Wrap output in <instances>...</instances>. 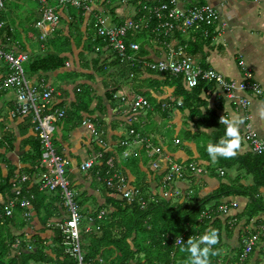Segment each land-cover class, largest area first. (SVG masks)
Instances as JSON below:
<instances>
[{"label":"crops","instance_id":"1","mask_svg":"<svg viewBox=\"0 0 264 264\" xmlns=\"http://www.w3.org/2000/svg\"><path fill=\"white\" fill-rule=\"evenodd\" d=\"M22 2L8 0L1 11L10 24V33L19 34L20 39L16 40L15 36L8 35L5 36L7 42L3 39L0 42L8 52L17 55L24 53L29 56V61L24 63L25 69L36 54L51 51V47L46 44L49 37L53 35L67 37L70 34L72 36L67 40V46L65 43L68 50L63 53L67 57V69L35 75H29L27 69L25 71L31 84L40 92L48 87L54 90L49 113L54 115L58 110L65 111L63 117L56 116L51 122L52 138L57 154L68 161L66 176L70 188L75 192L78 211L82 216L80 226L82 240L84 235L89 234L85 232L88 226L94 228L95 217L101 219L103 216L101 218L99 216L102 213L105 215L113 209L112 205H108L109 200H122L106 186V180L117 173L125 174L130 187L141 189L142 194L154 200L159 196L174 199V196L177 197L175 192H180L182 201L194 199L196 202L213 195L222 185L238 193L254 186L253 177L246 175L240 168L227 169L222 176L220 168L208 161L206 148L212 144L210 135L215 129L199 127V121L206 114L205 107L201 106L194 111L180 109L181 100L176 96V87L168 86L166 77L150 71L144 65L136 75L130 65H124L129 62H120L117 54L109 47H96L99 50L94 48L93 52L91 42L98 37L94 28L97 17L108 16L111 24L121 25L141 14L138 0H91L90 9H78L71 5L59 8L61 19L55 30L48 25L36 27V22L41 17L40 4L31 1L36 4L31 9ZM177 2L183 9H189L197 3L212 6L219 14L218 24L213 29H208L210 33L208 40L201 33L195 32L187 36L176 34L170 40L151 29L131 33L132 41L140 47L143 45L144 53L141 50L139 54L143 56L144 61L164 60L168 54L167 43L178 46L184 41V44H189L190 52L194 50L192 56L195 63L205 68H213L228 80L235 82L242 81L245 69H249L264 89V0H177ZM7 22L4 21L5 24ZM43 36L45 37L42 38ZM140 36L143 40L138 42L137 38ZM117 60L121 64L117 63ZM8 73L7 64L1 63L0 81ZM125 85L129 87L124 88ZM206 87L200 98L206 101L208 108L217 110L219 120L222 116L244 120V124L240 126L243 137L240 153H250V146L244 140L246 126L250 123L253 130L264 139V101L243 92H236L233 98H227L217 85L208 83ZM133 92L148 97L152 102V109L149 111H136L134 107L132 109V97L126 102L113 100L114 93H127L132 96ZM16 99V90L0 89V136L3 137L0 141L3 143L0 159L2 163L4 162L1 163L0 185L9 172L13 171L16 176L13 182L17 187L26 186L29 190L33 188L31 192L24 190V196L28 198L34 194L35 199L29 220L25 219L21 207L15 209L9 221V231L12 237L22 241L23 247L32 246L35 250L32 242L35 239H42L49 245V249H59L55 235L47 229V225L50 221L63 220L66 215L61 191H55L58 192L56 194L41 191L39 188L41 178L39 175L49 172L51 168L39 160L29 181L22 182L18 179L25 165L33 162L31 159H34V162L38 160L35 158L33 148L38 138L30 116L12 115ZM243 99L250 102L247 108H241L237 104ZM245 115L250 116L249 122L245 120ZM130 129L136 130L146 141L129 146L131 158L123 160L124 158L120 156V142L130 138L128 133ZM177 140H180L179 144L176 143ZM148 144L162 147V155H155L152 151L150 153ZM110 151L118 155L119 163L110 175L107 173L106 176H102L100 173L102 158L99 155ZM88 160H94L92 169L81 171L82 164ZM156 161L160 165L158 168L153 166ZM189 162L199 163L205 172L189 173L183 181L171 184L165 182L164 177L172 163ZM135 183L139 185L135 186ZM238 193L232 192L221 199V205L238 203V206L231 208L225 217L228 218L230 226L227 230L223 228L222 231L220 249L222 264L237 259L244 227L250 226L246 219L237 217L245 210L249 201ZM259 193L260 196H264V189H260ZM12 197L14 188L8 193H0V203ZM210 205H214V202ZM91 218H94L93 223L90 221ZM251 227L253 228L252 225ZM248 230L249 228L246 231ZM24 238L27 241L24 242ZM60 249L57 254L60 253ZM258 249L250 256V264L261 263L260 253H264V243ZM58 257L60 261H64L65 252ZM58 259L49 264H60Z\"/></svg>","mask_w":264,"mask_h":264},{"label":"trees","instance_id":"2","mask_svg":"<svg viewBox=\"0 0 264 264\" xmlns=\"http://www.w3.org/2000/svg\"><path fill=\"white\" fill-rule=\"evenodd\" d=\"M154 1L138 0V4H140L139 8L142 10L144 6L151 7L154 5ZM3 10L0 9V22H7L6 16H4L3 12H1ZM142 14L144 15L145 12ZM156 25L157 24L155 21L152 22L150 24V29L154 30L156 28ZM209 29L211 30L213 29V27H210ZM55 32L56 31H54V33ZM176 34L180 33H175V35ZM8 35H12L13 37L15 36L16 40L20 39L19 34L13 35V33H10V24L7 22L5 24V27L0 29V41H2L3 39L5 42H7L5 36L7 37ZM69 37L72 38L71 34L67 37L58 35L49 37L46 44L51 47V51L44 54H36L34 60L27 66V70L25 69L27 73L29 75H35L39 73H52L67 69V57L64 56L63 53L65 54L68 50L66 46L68 45L67 40H70ZM140 37H138L137 39H139ZM209 38L210 35L206 40H208ZM132 40L133 39L130 33L126 40L127 44L133 42ZM184 43V41L183 43H181L182 46L186 47L187 54L193 58L192 55L194 53V50H192L193 52H190V50L188 49L189 44ZM91 44L93 52H95L94 48L96 47L108 48L107 44L104 42V39L101 37H97V39L94 42H91ZM142 46L143 45H141L140 47V51L142 50V53H144V48ZM128 52L130 53V51ZM119 61L117 60V63H120ZM145 63L150 62L144 61L142 56V60L137 61L133 65L130 63H125L124 65H130L134 70V73L137 75L139 74L138 72L140 71L142 65L146 67ZM146 68L149 69L148 67ZM149 70L152 71L151 69ZM155 73L166 77V83H168V86L176 87V96L181 100L179 103L180 109H189L191 111H194L201 106L206 108V114H204L199 121V127L205 129H209V127L214 128L215 131L210 135V141L212 142V144L218 143L221 137H223L225 134V128L219 123L217 110L208 108L206 101L201 100L200 98L203 90L207 88L206 84H208V82H200L197 87L190 88L185 80L184 74H171L168 72ZM243 81L244 79L238 83H241ZM254 82H257L255 80V77ZM210 84L216 85L212 82H210ZM218 87L222 89L227 98H230L221 86ZM243 93L255 97L250 92ZM138 95L143 96L144 94L133 92L132 96H129L127 93H114L113 100L117 99L121 102H126L132 97L133 109V102ZM241 101L242 100L237 102V104L241 108H247L249 106L248 105L245 107ZM148 102L150 104V108L134 107V110H151L152 102L150 101V99L148 100ZM51 109H53V107H51ZM247 116L249 115H245V119ZM33 129L37 132L36 134L38 140L33 144L34 146H32L35 150V158H38V160L34 162V159H31V161H33L34 163L32 162L29 165H25L26 167L23 169L22 173H20L22 175L18 176L19 180H21L23 177H26V181H29L31 179L32 174H34L33 172L35 171L36 164L39 162V160L41 161L42 154L44 153L45 147L39 136V131L36 130V125H34V123ZM52 131L50 133V140L54 147ZM131 131H134V133H131ZM128 133L130 138L122 140L120 142V156L124 158L123 160H129L131 158V153L128 151L129 146L146 141V139L139 135L134 129H130ZM2 140L3 137L0 136V141ZM244 140L246 141L245 134ZM177 141L176 143L179 144L180 140ZM246 143H248L250 146V153L241 154L239 150V153L235 158H221L219 159V162L214 165H216L218 168H220L221 171L224 172L227 169L238 167L242 171H244L246 175H251L254 179V186L249 190L238 193V191L229 189L226 185H222L221 188L213 195L196 202L194 199H191V201L188 199H184L182 201V199H180V192H178L177 197L179 198L176 199V202H173V198L165 199L161 198L160 196L157 200L150 199L148 198V196H146V194L143 193V199L148 202L147 207L144 209L141 207L140 203L137 200L129 204L125 200L114 201L111 199L109 200L108 205H112L113 209L108 213L106 212L101 219H98V216H96L95 223L93 224V230L89 234L84 235V239L81 243L84 264H186V261L188 260V254L181 253L179 251L180 245H175L177 236L181 237L186 243L190 237L193 236L194 238L198 239L201 235L211 229H216L219 232L220 243L216 245V248L220 253L223 228L227 230V228L230 226L227 222L228 218H225L230 213V211L228 214H224L222 211H220V207L222 205L230 206L232 204L230 203L221 205V199L224 196H229L232 192H236L239 195L248 198L249 201L245 210L237 217L239 219H246L247 224H251L253 226L251 233L246 231L250 226L244 227L245 233L243 232V238L240 241L241 245L239 254H241L245 248L243 239L251 237V235L256 234L260 231V236L257 244L254 246L252 252L248 254L247 259L244 262V264H247L250 260V256L255 254V252L257 251L258 245L264 243V234L263 230H261L264 229V196H260L259 193L260 189H264V153L255 154L252 151L250 143L248 141H246ZM2 144L3 143L0 142V149L3 148ZM148 148L150 150V153L152 151L155 155L160 156L163 153L162 147H155L151 144H148ZM157 149H159V152H157ZM126 153L127 155H125ZM117 157L118 155L111 151L105 152L102 155V165L100 168V173L102 176H106L107 173L110 175V173L114 171L117 164L119 163L117 161ZM108 161L114 163L113 167L107 165ZM208 161L212 163L210 157L208 158ZM1 163L2 160L0 159V164ZM155 163H158V161H156ZM2 164L0 165V169L2 167ZM173 164H178L181 167L186 168L185 177L178 181H183L187 177V174L194 173L190 171L189 167L191 164L195 165L197 168L202 167V165L197 162H189L185 164L172 163L171 165ZM171 165L168 167L164 180ZM158 166L160 167L159 163ZM202 170L204 171L198 174H202L205 172V169L202 168ZM102 176H100L99 174L100 180H102ZM40 177L41 176L39 175V178ZM14 179H16L15 172H9L8 176L4 179L3 184L0 185V193H8L13 188L15 189L17 185L15 182H13ZM32 189L33 188H30V190ZM22 190L23 192L24 190H28L29 192H31L26 186L25 188L23 187ZM213 202L214 205H210ZM9 221L10 218L8 217L5 219H0V227H7L8 230ZM57 222H59V220L48 222L47 229H49L53 233V235H55V242L59 246V249H63H60L61 251L59 254H57V252H59V249H49V245H46V243H44L45 241L42 239H35L32 242L35 246V250L30 251L22 249L19 254H14V242L17 241L18 238L12 237L11 232L7 231V234L5 236L0 235V264H49L55 259H58V255L63 254L64 252L66 254L64 261H60V259H58L60 264H78V259L76 256H72L66 253V249L68 247L65 244L64 235H62L60 228L56 226ZM6 259H8V262H6ZM221 261L223 260H221L220 254L211 257V264H222ZM229 262L233 261H227L226 264H229Z\"/></svg>","mask_w":264,"mask_h":264},{"label":"built area","instance_id":"3","mask_svg":"<svg viewBox=\"0 0 264 264\" xmlns=\"http://www.w3.org/2000/svg\"><path fill=\"white\" fill-rule=\"evenodd\" d=\"M7 1L0 0V9L5 8ZM30 1L41 5V17L36 22V27L42 28L48 25L52 30H55L60 23L59 8L71 5L78 9H90L91 4V0ZM153 3L154 5L151 7L144 6L142 10L140 9L141 14L138 17L127 20L121 25L111 24V19L108 16L97 17L94 23L97 36L104 39L108 47L117 54L120 62L134 64L142 60V56L139 54L140 45L135 42L127 44L126 40L130 33H140L145 29H150V24L154 21L157 25L153 31L160 32V35L167 40L173 37L175 33L188 35L191 32L201 33L204 38H208L210 35L208 29L216 26L219 21L218 12L208 4L197 3L193 4L189 9H183L179 7L177 0H155ZM144 12L145 14L143 15L142 13ZM4 27L5 23L0 22V29ZM166 45L168 49L167 58L145 63L146 67L160 73L184 74L190 88L197 87L200 82H212L221 86L230 98H233L236 92L242 91L250 92L256 98L264 101V89L260 84L254 82V75L249 69H245L243 82L228 81L224 75L218 73L216 70L202 68L199 64L195 63L193 58L187 54L185 46H173L170 43ZM28 60L29 56L27 54L21 53L17 55L13 52H8L0 42V64L5 63L9 67V73L0 81V89L16 90L17 99L12 115L30 116L31 121L36 125V130L39 131V136L45 147L41 161L51 168L49 172L41 173L39 188L41 191H61L66 215L63 220H59L56 223V226L60 228L62 235L65 237V244L68 247L66 253L76 256L78 264H84L81 248L82 232L80 229L82 216L78 211L75 201V192L70 188L69 181L65 176L68 161L57 154L50 140V133L53 130L51 122L55 120L56 116L63 117L65 111L58 110L54 115L49 113L54 90L48 87L40 92L38 88L31 84L24 67V63ZM241 64L243 65V62ZM241 102L245 107L249 105L247 100H242ZM133 106L135 108H150L148 100L141 95L135 98ZM245 120L249 122L250 116H247ZM246 129L245 139L250 143L252 151L255 154L264 153V139L259 137L250 123H247ZM131 133H134V131H131ZM157 152H159V149H157ZM99 156L102 158V154ZM93 165L94 160L85 161L81 166V171H89ZM107 165L113 167L114 163L108 161ZM158 167V163H154V168ZM189 168L194 173L204 171L193 164ZM185 169L178 164L171 165L165 182L171 184L183 179L185 177ZM224 174L225 172L221 171V175L223 176ZM21 181L25 182L26 177H23ZM106 186L122 200H127L130 204L137 200L143 209L147 207L148 202L143 199L141 189L130 187L128 177L125 174L119 173L108 178ZM175 193L178 195V192ZM34 199V194H31L27 198L24 196L21 187H15L14 197L0 203V219L12 218L15 209L21 207L24 210L25 218L29 220ZM237 206V202H233L230 206L222 205L220 211L228 214L231 208H236ZM102 216H104V213L99 218ZM90 221L93 223L94 218H91ZM92 230L93 228L88 226L85 232L90 233ZM261 230H263L264 234V229ZM259 232L243 239L244 250L241 254H238L236 260L229 262V264H244L248 254L252 252L259 240ZM29 249H32V247L30 246Z\"/></svg>","mask_w":264,"mask_h":264},{"label":"clouds","instance_id":"4","mask_svg":"<svg viewBox=\"0 0 264 264\" xmlns=\"http://www.w3.org/2000/svg\"><path fill=\"white\" fill-rule=\"evenodd\" d=\"M219 123L225 128L224 136L221 137L218 143L207 146V153L213 164L218 163L221 158H235L243 142L240 132V126L244 124L243 119H229L226 116H222ZM219 243L220 235L216 229L205 232L198 239L192 236L186 243L179 236L175 240V245H180L179 251L188 254L186 264H211V257L220 254L216 248ZM29 247L26 249L22 247V249L31 250Z\"/></svg>","mask_w":264,"mask_h":264},{"label":"rangeland","instance_id":"5","mask_svg":"<svg viewBox=\"0 0 264 264\" xmlns=\"http://www.w3.org/2000/svg\"><path fill=\"white\" fill-rule=\"evenodd\" d=\"M23 2V4L24 5H26V6H29L31 9H33L35 6H36V4H34V3H32L31 1H29V0H22ZM143 40V37H140L139 39H138V42H141ZM74 81H75V79H74ZM129 87V85H125L124 86V88H128ZM124 90H126V89H124ZM183 134V133H182ZM66 173H67V168H66ZM66 176V175H65ZM66 179H67V176H66ZM68 180V179H67ZM136 185L135 186H137V185H139V183H135ZM56 194H58V192H55ZM177 197L176 196H174V200H173V202H176L177 200ZM76 201V203H77V199L75 200ZM81 229V228H80ZM7 231L8 232H10L9 231V229L7 230V227H0V235H2V236H5L6 234H7ZM248 232H252V227H251V224H250V227H249V230H248ZM244 233H245V231H244ZM243 237V236H242ZM23 241L25 242V241H27V239H23ZM19 244V245H18ZM261 245L262 244H259L258 245V247H261ZM22 247H23V244H22V241L21 240H17V241H15L14 242V249H15V251H14V254H18L19 253V250L21 251L22 250ZM258 247H257V250H259L258 249ZM24 248H27V247H24ZM262 250V249H261ZM260 250V251H261ZM30 251H33V249H31ZM13 254V255H14ZM11 257V256H10ZM16 259H17V257H16ZM260 259H261V263L260 264H264V253L263 252H261L260 253ZM6 262H8V259H6ZM247 264H250V260L248 261V263Z\"/></svg>","mask_w":264,"mask_h":264}]
</instances>
